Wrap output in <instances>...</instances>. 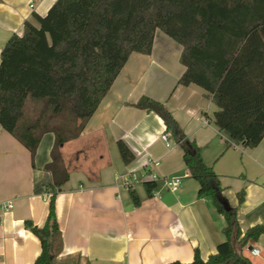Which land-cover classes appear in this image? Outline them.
<instances>
[{"label": "crops", "instance_id": "0c3cea01", "mask_svg": "<svg viewBox=\"0 0 264 264\" xmlns=\"http://www.w3.org/2000/svg\"><path fill=\"white\" fill-rule=\"evenodd\" d=\"M54 1L0 0V51L13 33L22 32L25 21L35 23L33 15L43 16ZM181 51L157 29L151 53L129 55L80 135L60 146L69 178L55 197L62 240L55 264L190 262L195 249L206 260L224 240L223 216L210 198L197 197L198 183L187 173L182 149L162 118L134 106L143 96L163 102L200 147L221 194L235 208L241 233L264 223V142L252 148L233 144L218 130L212 119L217 108L205 91L177 84L185 70ZM117 140L133 153L130 163L122 161ZM53 141V133H44L31 162L29 151L0 126V204L12 205L0 210V264H31L40 253V241L24 221L37 226L45 221L49 194L44 185L50 174L44 165ZM152 174L157 187L147 197L143 182ZM172 176L179 177L175 190L163 180ZM127 182L141 199L138 206L131 202ZM240 190L244 198L239 203ZM241 252L252 264H264V234Z\"/></svg>", "mask_w": 264, "mask_h": 264}, {"label": "trees", "instance_id": "16d2710c", "mask_svg": "<svg viewBox=\"0 0 264 264\" xmlns=\"http://www.w3.org/2000/svg\"><path fill=\"white\" fill-rule=\"evenodd\" d=\"M33 18L0 51V126L29 151L31 162L42 135H54L44 165L50 174L45 221H24L41 246L31 264H55L62 250L55 197L69 172L60 146L80 135L129 55L151 53L157 29L182 46L185 70L177 84L205 91L217 108L212 119L218 130L233 144L252 148L264 142V0H55ZM134 106L162 118L198 183L197 197L210 198L225 220L224 240L206 260L195 249L190 262L165 264H252L241 249L264 234V223L242 234L235 208H225L217 175L164 103L143 96ZM116 144L122 161L130 163L133 153L122 140ZM143 187L151 197L157 183L146 180ZM127 189L138 206L135 189ZM236 196L242 202L244 190Z\"/></svg>", "mask_w": 264, "mask_h": 264}, {"label": "built area", "instance_id": "2783aa9c", "mask_svg": "<svg viewBox=\"0 0 264 264\" xmlns=\"http://www.w3.org/2000/svg\"><path fill=\"white\" fill-rule=\"evenodd\" d=\"M161 138L164 141L167 140V136L165 134H162ZM150 177H151V180H153L155 182L158 180V177L155 174H152ZM163 180H164L165 184L170 187L171 190H175L177 188L178 183H179V177H177V176H172V177H169V178L164 177ZM126 185H127V187L131 186V185H129L128 182L126 183ZM11 206L12 205L10 203L3 202V203L0 204V210H7V209L11 208ZM251 253L252 254H257L258 250L253 248V249H251Z\"/></svg>", "mask_w": 264, "mask_h": 264}, {"label": "water", "instance_id": "95a60500", "mask_svg": "<svg viewBox=\"0 0 264 264\" xmlns=\"http://www.w3.org/2000/svg\"><path fill=\"white\" fill-rule=\"evenodd\" d=\"M224 205H225V208L226 209H229L230 208V205H229V203L226 201V202H224Z\"/></svg>", "mask_w": 264, "mask_h": 264}]
</instances>
